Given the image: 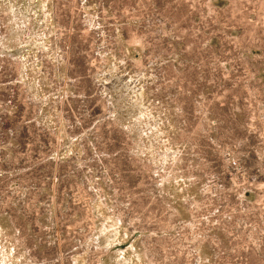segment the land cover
I'll return each instance as SVG.
<instances>
[{
  "label": "rangeland",
  "instance_id": "374dc122",
  "mask_svg": "<svg viewBox=\"0 0 264 264\" xmlns=\"http://www.w3.org/2000/svg\"><path fill=\"white\" fill-rule=\"evenodd\" d=\"M0 264H264V0H0Z\"/></svg>",
  "mask_w": 264,
  "mask_h": 264
}]
</instances>
